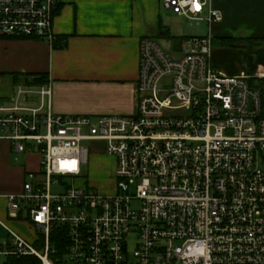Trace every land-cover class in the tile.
I'll return each instance as SVG.
<instances>
[{
  "label": "built area",
  "instance_id": "1",
  "mask_svg": "<svg viewBox=\"0 0 264 264\" xmlns=\"http://www.w3.org/2000/svg\"><path fill=\"white\" fill-rule=\"evenodd\" d=\"M160 1L193 28L223 21L211 0ZM60 4L0 0V38L54 46ZM182 45L176 51L173 43L170 53L155 39L141 40L130 116L56 115L44 109L51 95L44 87H19L0 102V140L41 156L40 172L29 174L21 194L7 196L6 208L36 238L9 230L0 256L41 264H264L263 92L247 72L215 67L211 34ZM255 77L263 80L264 67ZM37 94L40 107L21 105ZM89 141L105 142L116 160L114 194L83 173ZM54 232L64 238L53 242Z\"/></svg>",
  "mask_w": 264,
  "mask_h": 264
},
{
  "label": "crops",
  "instance_id": "2",
  "mask_svg": "<svg viewBox=\"0 0 264 264\" xmlns=\"http://www.w3.org/2000/svg\"><path fill=\"white\" fill-rule=\"evenodd\" d=\"M211 5L223 13V21L204 26L205 35L211 34L215 41L264 39V0H211ZM162 9L160 0H61L53 25L55 34L67 40L64 48L39 40L0 38V102L13 99L19 87L36 91L44 87L51 91L44 109L56 115H133L140 42L159 37L160 28H166ZM229 54L241 60L246 51L217 47L213 64L223 66L225 71L220 70L231 76L247 72L246 65L234 67L221 59ZM41 104L38 94L21 99L26 107ZM40 170L39 154L17 153L9 142L0 140V230L7 231V239L0 235V243L9 240L10 226L34 242V229L33 240L28 238L29 222L8 220L6 208L7 196L21 194L29 174Z\"/></svg>",
  "mask_w": 264,
  "mask_h": 264
},
{
  "label": "rangeland",
  "instance_id": "3",
  "mask_svg": "<svg viewBox=\"0 0 264 264\" xmlns=\"http://www.w3.org/2000/svg\"><path fill=\"white\" fill-rule=\"evenodd\" d=\"M162 18H163V23L166 26L168 30H170L173 34H175L177 37L178 36H184V37H192V36H201L205 35V24H203L201 27L193 28L189 22L174 14L171 10H168L164 8L162 5ZM154 39L158 42V44L164 49L166 52H173V42L170 41L167 38H162V37H154ZM182 42H178L175 44V50L176 51H182ZM217 47H222L220 46L217 42L214 44V49L216 50ZM264 47V44L263 46ZM223 48V47H222ZM213 56V55H212ZM221 59H224L225 62L229 63L231 66L234 67H240L241 65H246V61L244 57L239 58L235 54H229L226 57H223ZM214 58L212 57V61ZM216 68L218 69H223V66L219 65L218 67L215 65ZM225 71V70H224ZM258 71H255L254 74L251 76L254 78L252 81V84L255 87H258L261 89L263 92V98H264V82L263 80L256 79L255 75ZM169 86H166V89H168ZM166 94H161V98H164ZM85 147H88L91 149V157L89 160V164L84 167L83 173L89 180L92 186L96 187L100 192L102 193H108V194H114L115 188H114V176L113 173L115 172L116 168V160L115 158L111 157L108 155L107 151V144L102 141H89L85 142L83 144ZM8 217V216H7ZM10 221H15L11 220L8 218ZM16 222V221H15ZM8 224V223H7ZM29 226V225H28ZM12 231L15 233H18V230L12 226H10ZM28 238L29 240H33L34 234H33V228L32 226L28 227ZM0 235L4 238V240L7 239V231L4 229L0 230ZM5 242V241H1ZM6 262V257L0 256V264H4Z\"/></svg>",
  "mask_w": 264,
  "mask_h": 264
},
{
  "label": "trees",
  "instance_id": "4",
  "mask_svg": "<svg viewBox=\"0 0 264 264\" xmlns=\"http://www.w3.org/2000/svg\"><path fill=\"white\" fill-rule=\"evenodd\" d=\"M59 12V11H58ZM162 38H167L170 41H172L174 44L178 42H182L185 38L184 37H176L171 35L170 31L165 28L161 27L160 28V36ZM66 38H57V42L54 45L55 48H64L66 46ZM218 43L220 46L224 48H237V49H242L246 51V56H245V61H246V66H247V73L249 75H252L255 73L257 70L258 66L255 63V58H254V52L261 48L264 44V39H253V38H223V39H218L214 40V44ZM264 100V98H263ZM264 103V101H263ZM52 241L55 242L59 237L64 238V234L54 232L52 235ZM4 264H41L40 260L37 259L36 257L29 256V257H6V262Z\"/></svg>",
  "mask_w": 264,
  "mask_h": 264
},
{
  "label": "water",
  "instance_id": "5",
  "mask_svg": "<svg viewBox=\"0 0 264 264\" xmlns=\"http://www.w3.org/2000/svg\"><path fill=\"white\" fill-rule=\"evenodd\" d=\"M255 63L258 67H264V47L257 49L254 52ZM264 82V78H263Z\"/></svg>",
  "mask_w": 264,
  "mask_h": 264
}]
</instances>
